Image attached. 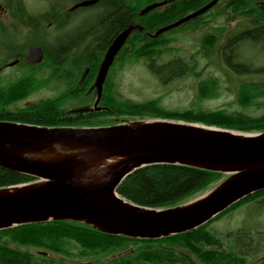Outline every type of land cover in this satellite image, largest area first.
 <instances>
[{
  "label": "trees",
  "instance_id": "trees-1",
  "mask_svg": "<svg viewBox=\"0 0 264 264\" xmlns=\"http://www.w3.org/2000/svg\"><path fill=\"white\" fill-rule=\"evenodd\" d=\"M251 1H248L247 11L234 12L235 15L248 14L251 28H245L247 30L243 32L238 29L234 34H229L223 44L224 53H228V57L224 58L220 50L217 53L221 59L235 69L236 67L231 65V59L235 56L236 44L243 41L264 43V4L253 6L250 5ZM119 6L123 7V10L127 9V12L120 10L116 15L114 11L109 19H116L121 23L123 15L130 13L128 4L122 0H110L107 5L110 9ZM110 9L105 15L109 14ZM170 17L157 16L149 20L147 26L153 31L167 22ZM105 23L107 24V22ZM106 24L99 27L88 26L89 31H93L89 36L102 31L108 34V29L112 27L118 29L123 26L116 24L109 27ZM84 30H86L85 27L74 28L71 32L73 40L76 36L84 35ZM171 35L173 34L163 37L162 34L159 37L151 38L144 33H135L120 49L116 58L119 62L118 65L123 66L127 62L146 60L148 69L163 83L179 78L188 72L192 74L193 66L177 58L162 65L155 64L156 60L165 53L177 51V49L169 47L170 41L175 37ZM96 38H89V42L83 49L80 48V42L71 40L72 44L60 42L47 44L46 59L51 63L63 66L67 59L66 52L72 50L75 72H80L84 65L89 66L88 84L90 85L97 68L94 65L106 43ZM201 43L205 53L213 52V50H217L218 38H207ZM204 46L209 47L205 49ZM91 66L94 67L91 68ZM113 74L114 70L113 73L109 72V75ZM78 77L77 74H71L72 82L69 83L68 89L58 92L52 97L31 102L29 105H19L20 102L27 100L32 93L31 84L26 80L21 79L15 83L1 85L0 121L49 127H86L100 126L99 122L106 123V121L130 123L137 120L167 119L200 123L240 132L264 131V81H249L246 83V91L241 90L239 93L240 101L245 103L241 109L259 108L262 112L257 116H249L237 111L227 112L223 109L209 111L193 108L169 110L161 106L159 97L140 102L120 99L115 93L116 82L110 78H106L103 85L104 106L101 109L84 113H70L69 110L83 103L86 91L82 87L84 80L80 85H76ZM200 84L198 90L200 98H211L215 95L213 89L205 90V81ZM204 90L205 93H203ZM109 118L113 119L108 120ZM227 177V174L221 172L187 165L154 164L139 168L130 174L117 187V193L134 204L165 209L183 204L204 194ZM35 180L36 178L30 175L0 166V188L31 183ZM258 203L264 205V190L239 200L212 220L220 219L223 215L243 206ZM212 220L191 231L157 239L111 235L83 222L72 220L51 219L45 222L21 224L0 230V264H63L66 259L70 258L82 260L85 262L84 264H246L243 254L223 249L221 238L213 234L207 227ZM232 235L237 240L246 237L244 231L228 233L227 237H232ZM33 250H37L41 256H38ZM45 253H52L57 259L45 257ZM258 264H264V260Z\"/></svg>",
  "mask_w": 264,
  "mask_h": 264
},
{
  "label": "water",
  "instance_id": "water-1",
  "mask_svg": "<svg viewBox=\"0 0 264 264\" xmlns=\"http://www.w3.org/2000/svg\"><path fill=\"white\" fill-rule=\"evenodd\" d=\"M216 1L151 36L197 16ZM160 4L152 3L142 13ZM134 29L130 25L122 30L100 62L92 85L94 110L101 109L97 103L109 69ZM154 164L187 165L228 177L204 194L165 209L140 206L117 193L130 174ZM0 166L36 178L0 188V230L51 219L72 220L111 235L157 239L196 229L264 190V131L246 133L167 119L92 127L0 121Z\"/></svg>",
  "mask_w": 264,
  "mask_h": 264
},
{
  "label": "flooded vegetation",
  "instance_id": "flooded-vegetation-1",
  "mask_svg": "<svg viewBox=\"0 0 264 264\" xmlns=\"http://www.w3.org/2000/svg\"><path fill=\"white\" fill-rule=\"evenodd\" d=\"M89 1L93 2L82 5V3ZM109 1L110 0H0V86L21 81V79L26 80L27 83L31 84L32 93L27 100L20 102L19 105H29L31 102H34L30 100V98L34 95L38 96L39 92L45 93L46 91H50L55 95L58 92L68 89L69 83L72 82L71 74H77L79 77L76 79V85H80L84 80L82 87L84 90L86 89V91L84 92L83 103L76 108H94L96 92L95 88H92V85L96 73L109 44L114 41L122 30L130 25L135 26V29L130 33L126 41L137 32L144 33L146 36L154 38L151 35L155 33L158 28L171 24L201 9L212 0H122L128 4L131 10L128 9L130 12L129 15H123L121 23H119V20L109 18L114 11L117 15L120 10L126 13L127 9L123 10L121 6L110 9L107 7ZM248 1L249 0H217L216 3L204 12L180 23L170 30L179 29V32H188L190 35L198 37V42L204 41L207 38H228L231 31L226 34H218L217 26L224 25V22L231 24L229 21L231 20L235 21L234 27L239 28V31L243 32L247 30L245 28L251 26L248 14H241L239 16L235 15V13L237 11H247L249 5ZM137 3H139L138 7ZM152 3L161 4L142 13V10ZM263 4L264 0H252L250 3V5L253 6H262ZM108 9L111 11L108 15H105L109 11ZM175 11H177L178 14L175 13ZM160 15L163 17H171L167 22L151 31L147 26L148 21ZM105 22H107V24ZM105 24L109 27H111L110 25L116 24L123 26L118 29H113V27L108 29V34L102 31L100 32L101 34L89 36L93 31H89V28H87L88 26L99 27ZM76 27H85L86 30H84V35L76 36L73 40L71 32ZM137 27H141V29ZM163 33L156 37H159ZM91 37H97L96 39L106 43L99 54L98 61L94 65L97 68L90 85L88 84L89 66L84 65L80 72H75L72 50L66 52L67 59L63 66L47 61L45 52L47 44H54L57 42L72 44L73 42H80V48L83 49ZM117 56L109 72L111 68H113ZM94 66H91V68ZM103 106L101 95L97 107L102 108Z\"/></svg>",
  "mask_w": 264,
  "mask_h": 264
},
{
  "label": "rangeland",
  "instance_id": "rangeland-1",
  "mask_svg": "<svg viewBox=\"0 0 264 264\" xmlns=\"http://www.w3.org/2000/svg\"><path fill=\"white\" fill-rule=\"evenodd\" d=\"M229 21L231 24L224 22V25L217 26L218 33L226 34L231 31L230 34H234L235 29H239L234 27L235 21ZM170 31L164 32L163 37L172 33L171 36L175 37L170 41L169 47L175 48L177 51L165 53L156 60L155 64L162 65L177 58L193 66L192 74L188 72L179 78L163 83L148 69L146 60L127 62L123 66H119V62L116 60L111 68L112 73L114 70V74L111 76L108 73L107 78L116 82L115 93L120 99L140 102L159 97L161 106L169 110L193 108L209 111L223 109L227 112L246 113L249 116H257L262 112L259 108L241 109L245 103L240 101L239 93L241 90L247 89L246 83L249 81H264V43L243 41L236 44L235 56L231 59V65L236 67L235 69L217 55L221 48L224 58L228 57V53H224L223 49L227 38L219 37L217 50L205 53L202 43L198 42V37L192 36L188 32H179V29ZM207 47L205 49H208ZM203 81L206 84L205 90L213 89L215 91L213 97L200 98L198 90ZM52 96L54 94L50 91L39 92L38 96L34 95L30 100L38 101L40 98ZM90 108L93 109V107ZM111 119L113 118L108 120ZM111 122L113 121L99 122V125L116 124ZM207 227L213 234L221 238L223 249L243 254L246 264H258L264 260L263 203L243 206L223 215L220 219L212 220ZM240 231L245 232V238L237 240L233 235L227 237L228 233L234 234ZM33 252L41 256L37 250H33ZM45 257L57 259L52 253L46 254ZM84 263L77 258H70L66 259L63 264Z\"/></svg>",
  "mask_w": 264,
  "mask_h": 264
},
{
  "label": "bare ground",
  "instance_id": "bare-ground-1",
  "mask_svg": "<svg viewBox=\"0 0 264 264\" xmlns=\"http://www.w3.org/2000/svg\"><path fill=\"white\" fill-rule=\"evenodd\" d=\"M108 166H110V165H108ZM108 166H105V168H108ZM103 177V176H102Z\"/></svg>",
  "mask_w": 264,
  "mask_h": 264
}]
</instances>
